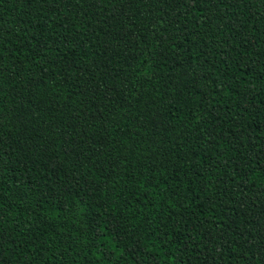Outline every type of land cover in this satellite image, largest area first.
Wrapping results in <instances>:
<instances>
[{
	"label": "trees",
	"instance_id": "obj_1",
	"mask_svg": "<svg viewBox=\"0 0 264 264\" xmlns=\"http://www.w3.org/2000/svg\"><path fill=\"white\" fill-rule=\"evenodd\" d=\"M0 264H264V0H0Z\"/></svg>",
	"mask_w": 264,
	"mask_h": 264
}]
</instances>
